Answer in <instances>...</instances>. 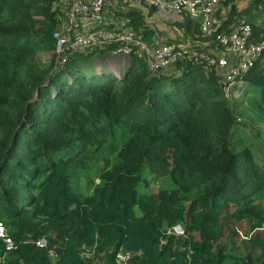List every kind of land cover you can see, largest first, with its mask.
Instances as JSON below:
<instances>
[{
    "label": "trees",
    "instance_id": "16d2710c",
    "mask_svg": "<svg viewBox=\"0 0 264 264\" xmlns=\"http://www.w3.org/2000/svg\"><path fill=\"white\" fill-rule=\"evenodd\" d=\"M241 1L223 2L212 35L264 10ZM52 2L0 0V222L15 246L0 239V264H116L119 250L129 264H264V65L244 79L260 101L238 107L243 91L226 97L186 61L161 75L131 55L117 76L98 62L111 45L61 64ZM130 15L150 41L140 11ZM181 26L201 36L189 18ZM237 127L248 143H234ZM145 172L156 192H139ZM177 223L184 233L167 234Z\"/></svg>",
    "mask_w": 264,
    "mask_h": 264
},
{
    "label": "built area",
    "instance_id": "2783aa9c",
    "mask_svg": "<svg viewBox=\"0 0 264 264\" xmlns=\"http://www.w3.org/2000/svg\"><path fill=\"white\" fill-rule=\"evenodd\" d=\"M224 1L53 0L51 9L55 26L52 38L55 48L52 54L62 64L68 53H86L116 46L106 49L99 59L112 61L117 68V76L126 71L131 55L140 57L152 73L161 75L177 74L173 69L175 64L186 61L201 66L206 73L212 71L224 95L229 97L234 90L243 91L245 76L257 63L264 65V30L255 35L252 27V22L258 23L259 18L264 19V10L257 8L255 17L241 15L228 31L212 35L220 25L217 11L222 10L220 17L225 14L222 8ZM130 4H146L155 8L169 27L177 29V35L163 39L152 36L147 41L141 29L133 25L128 9ZM187 18L199 25L201 36L185 34L181 24H185ZM183 233L181 224L167 230V234ZM0 239L6 250L15 247L2 222ZM36 244L43 247L46 240L38 239ZM130 257V253L120 251L116 254V264H129Z\"/></svg>",
    "mask_w": 264,
    "mask_h": 264
},
{
    "label": "rangeland",
    "instance_id": "374dc122",
    "mask_svg": "<svg viewBox=\"0 0 264 264\" xmlns=\"http://www.w3.org/2000/svg\"><path fill=\"white\" fill-rule=\"evenodd\" d=\"M251 6V4H250V2L248 1V0H244V1H241L240 3H239V7L241 8V9H243V8H246V9H248L249 7ZM245 9V10H246ZM244 10V9H243ZM252 10V9H251ZM252 12H256L255 11V9L254 10H252V11H250V13L252 14ZM156 14H157V12H156ZM151 20H154L153 18H150ZM159 20H154L155 22H153V23H157V24H161L162 22L160 21V19H161V17H159L158 18ZM167 25V24H166ZM160 30H162V29H160ZM170 30H171V28H170ZM43 54H45V53H43ZM108 63V65L110 66V67H115L114 65H113V62L112 61H108L107 62ZM113 70H115V68H113ZM243 93H244V95L242 96V99H244V100H242V99H238L237 100V104H238V107H242V106H244V103H247L249 106H251V104H250V101L251 100H256V101H260V93H261V91H260V89H259V87H257V86H255V85H253V84H250V83H245L244 84V88H243ZM239 116V115H238ZM239 118L241 119V121H243L244 119L242 118V117H240L239 116ZM237 129H239L238 127H237ZM247 137L245 136V133H243V130L241 131V127H240V129L239 130H235L234 129V131H233V134H232V140L234 141V143L235 144H238L239 142H242V143H246L247 142V139H246ZM248 143V142H247ZM91 178H94L92 175H91ZM145 178H148V180H150V184H149V186L147 187V186H144V183L143 182H141L140 184H139V192L140 193H150L151 191H156V189H157V187H158V184H157V182L156 181H154V179H152L151 178V176H150V173L149 172H145ZM98 180L96 179V180H94V182H97ZM82 184H81V187H80V191L83 193V194H89L90 192H91V189H92V185L91 186H85V184H86V181H85V179H81V181H80ZM73 187L75 188V189H78V187L76 186V183H75V181H73Z\"/></svg>",
    "mask_w": 264,
    "mask_h": 264
},
{
    "label": "crops",
    "instance_id": "0c3cea01",
    "mask_svg": "<svg viewBox=\"0 0 264 264\" xmlns=\"http://www.w3.org/2000/svg\"><path fill=\"white\" fill-rule=\"evenodd\" d=\"M128 9H129V15H130V12H132V11H140L141 15L143 16V20H144V22H143L144 28L145 29H152L154 32L152 36L159 37L160 39H163V38H173L174 36L177 35V29H173V28L169 27V25L164 20H162V18L160 19V21L162 22L161 24L160 23L159 24L153 23V22H155L154 20H159L158 18L160 17V14L156 11L155 8L149 7L146 4L141 5V6H136V5L130 4ZM151 9H154V10L151 11ZM156 12H157V14H156ZM217 16L220 17L219 13L217 14ZM224 16H225V14H223L221 17H224ZM131 18L133 20L132 16H131ZM150 18H153L154 20H151ZM262 24H264V19L259 18V21L256 24V26H260ZM170 28H171V30H170ZM160 29H162V30H160ZM173 33H176V34L173 35ZM143 36H144V34H143ZM144 38H145V36H144ZM98 62L102 63L111 73L117 75L116 72H118V71H117L116 67H110L106 61H103V60L101 61L100 59H98ZM113 68H115V70H113ZM151 192H156V191L153 190ZM120 251L124 252L123 250H119L118 252H120ZM82 253L86 254L87 259H91L93 256V249L89 248L85 251H82ZM93 262H94V264H102L100 261H98V260L96 261L95 259L93 260ZM115 263H116V259H115Z\"/></svg>",
    "mask_w": 264,
    "mask_h": 264
},
{
    "label": "clouds",
    "instance_id": "9594fccd",
    "mask_svg": "<svg viewBox=\"0 0 264 264\" xmlns=\"http://www.w3.org/2000/svg\"><path fill=\"white\" fill-rule=\"evenodd\" d=\"M177 224H179V223H177Z\"/></svg>",
    "mask_w": 264,
    "mask_h": 264
},
{
    "label": "water",
    "instance_id": "95a60500",
    "mask_svg": "<svg viewBox=\"0 0 264 264\" xmlns=\"http://www.w3.org/2000/svg\"><path fill=\"white\" fill-rule=\"evenodd\" d=\"M162 246H163V244H162Z\"/></svg>",
    "mask_w": 264,
    "mask_h": 264
}]
</instances>
